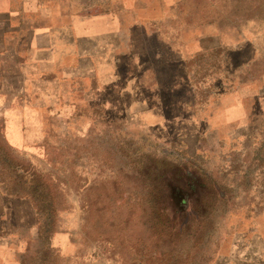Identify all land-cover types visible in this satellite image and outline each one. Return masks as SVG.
Here are the masks:
<instances>
[{"label": "rangeland", "instance_id": "obj_1", "mask_svg": "<svg viewBox=\"0 0 264 264\" xmlns=\"http://www.w3.org/2000/svg\"><path fill=\"white\" fill-rule=\"evenodd\" d=\"M199 6L234 61L184 125L70 108L0 47V184L39 209L22 264H264V0Z\"/></svg>", "mask_w": 264, "mask_h": 264}, {"label": "crops", "instance_id": "obj_2", "mask_svg": "<svg viewBox=\"0 0 264 264\" xmlns=\"http://www.w3.org/2000/svg\"><path fill=\"white\" fill-rule=\"evenodd\" d=\"M199 3L0 0L1 55L23 64L21 75L34 79L36 93L70 108H121L149 126L184 125L185 90L198 104V87H216L218 74L227 76L228 52L234 61L217 24L191 17ZM35 226L31 203L0 184V264H22L25 234Z\"/></svg>", "mask_w": 264, "mask_h": 264}, {"label": "trees", "instance_id": "obj_3", "mask_svg": "<svg viewBox=\"0 0 264 264\" xmlns=\"http://www.w3.org/2000/svg\"><path fill=\"white\" fill-rule=\"evenodd\" d=\"M33 207H34L35 212H36L37 214H39V209H38V207H36V205L33 206Z\"/></svg>", "mask_w": 264, "mask_h": 264}]
</instances>
